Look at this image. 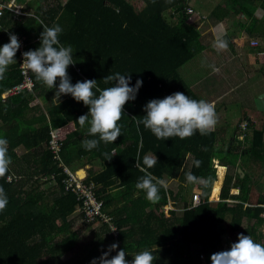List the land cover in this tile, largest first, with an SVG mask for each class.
Here are the masks:
<instances>
[{"label": "trees", "instance_id": "16d2710c", "mask_svg": "<svg viewBox=\"0 0 264 264\" xmlns=\"http://www.w3.org/2000/svg\"><path fill=\"white\" fill-rule=\"evenodd\" d=\"M142 2L137 6L131 0H30L25 4L28 15L15 17L10 10H4L0 46L9 42L11 33L22 40L24 52L35 50L40 46L43 26L58 24L62 28L61 44L73 50L75 64L68 68L71 83L95 79L103 89L114 84H105L103 78L115 73L130 74V86H135L137 80L143 83L136 99L124 107L125 114L119 122L121 136L114 143L100 141L96 148L87 150L82 141L99 137L89 134V123L81 127L77 119L89 109L71 95L55 96L58 80L55 88L49 89L28 70L32 91L2 98L20 82L17 51L16 63L0 80V138L8 140L12 160L8 174L0 178L8 198L5 210L0 212V264H91L108 251L105 247L112 240L118 242V248L110 252L109 258L125 249L129 264L135 254L145 249L153 252L155 264H196L193 246L199 247L196 255L203 254L209 262L212 254L223 251L227 239L237 242L241 233L264 244V233L256 231L264 191L257 192L256 182L245 172L251 161L264 167V128H256L246 118L247 127L241 131L243 116L229 134L215 129L208 135L196 132L185 139L162 140L142 123L137 124L146 115L144 106L152 99L178 91L192 99H202L193 92L185 79L189 73L186 76L184 70L205 50L199 31L186 23V0ZM211 2L209 13L213 19H224L234 11L242 17L238 22L240 31L262 40L255 39L256 46L247 42V46L254 47L251 50L258 56L256 61L264 66V16L259 18L264 14V0ZM200 72L196 70L194 78L198 79ZM248 73L242 72L245 76ZM259 74L263 75L264 70L260 69ZM254 98L256 105L264 100ZM36 99L40 105L31 107ZM50 140L59 144L58 158ZM15 149H22L21 155ZM147 155L156 160L149 172L178 183L175 194L161 187L156 203L136 188L144 175L140 167H144ZM197 160L201 162L199 167L194 163ZM214 160L218 170L213 168ZM86 164L99 167L97 171L89 169L82 181L93 187L101 205L100 214L91 222L82 210L83 200L70 189L65 190L68 175L63 170L75 172ZM224 167L233 174L224 175L218 201H209L215 171ZM189 172L201 182H187ZM222 174L219 172L213 188L220 186ZM232 189L239 193L233 195ZM192 194L199 195L195 208H191ZM217 195L215 192L214 199ZM168 197L182 203L180 216L173 211L164 214ZM74 214L82 221L78 225L69 220ZM245 219L248 224L243 227ZM110 224L119 231L118 237L111 234ZM86 226H94L95 233L89 243L83 244L80 237Z\"/></svg>", "mask_w": 264, "mask_h": 264}, {"label": "clouds", "instance_id": "9594fccd", "mask_svg": "<svg viewBox=\"0 0 264 264\" xmlns=\"http://www.w3.org/2000/svg\"><path fill=\"white\" fill-rule=\"evenodd\" d=\"M61 32L62 28L58 24L52 27L43 26L40 46L23 53L22 66L31 71L36 80L49 89L55 88L58 80L59 86L55 95L58 98L61 94L71 95L74 100L82 101L88 107V113L79 116L77 122L81 127L86 122L89 123V134L98 136L99 139L82 141L85 149L96 148L100 141L114 143L121 136L119 122L125 114L124 107L126 103L136 99L143 82L137 80L135 86H130V74L115 73L103 78L105 84L114 82L113 86L103 89L98 87L95 79L71 83L68 68L75 64L73 50L71 46L66 47L61 44L59 39ZM20 46L18 36L11 33L9 42L0 46V80L4 79L8 67L16 63L15 57ZM213 47L217 51H226L228 41L223 36H217ZM209 67L213 72H219L215 65H209ZM144 111L146 115L142 120H137V124L142 123L157 139L162 140L174 137L185 139L196 132L200 135H208L214 131L218 123L214 103L203 99H192L179 91L162 99L150 100L144 106ZM11 163L8 140L0 138V178L6 177ZM194 163L199 167L201 162L197 160ZM143 164L144 167H140V171L144 175L139 178L136 188L144 191L150 202L156 203L160 199V188L167 189L168 185L148 171L156 164L155 159L146 157ZM186 179L193 184L201 182L200 178L190 172L186 174ZM7 204V194L3 186H0V212L5 210ZM117 248L118 245L113 243L108 251L104 252L98 260L94 258L91 264H129L125 249L119 250L115 256L109 258L110 252ZM155 261L153 252L145 249L133 256L131 264H155ZM211 262L212 264H264V244L256 242L250 235L241 233L238 235L237 242L232 243L229 249L212 254Z\"/></svg>", "mask_w": 264, "mask_h": 264}, {"label": "rangeland", "instance_id": "374dc122", "mask_svg": "<svg viewBox=\"0 0 264 264\" xmlns=\"http://www.w3.org/2000/svg\"><path fill=\"white\" fill-rule=\"evenodd\" d=\"M63 1L64 0H62V2ZM131 1L137 4V6H141V4L143 3L142 0H131ZM208 1L209 0H186L187 2L186 4H188V7H187L188 8L187 9L188 18L186 20V23L194 26L199 31L201 38H202V42L204 46L206 45V49L204 52H202L200 60L196 59L194 61H191L185 67L184 74L187 76V74L189 73V75L185 79L190 84L195 82L197 78L196 77L194 78L193 75L196 73V70H199L200 68L201 69L200 74L201 75L206 74V77H209L208 80L212 81L214 78H217L220 76V78L222 77L224 80L223 83L228 80L229 86L233 84H239L241 82H245V80H252L255 77L254 75H256L257 70L260 68V64L253 65L254 62L252 59L254 57L250 59L248 56L249 54H248V48H247L248 43L247 42L248 41L249 43L253 41L256 42V40H259V38L253 37L254 39H250L248 41L244 40L245 39L244 37L245 34L243 35L244 31H240V28L238 25V22L240 19H242V17L241 15L235 13L234 11H232V13L228 15L227 17H225L224 19H221V21L213 19V17H211L209 13L213 7V3L211 2V0H210V3ZM216 1H219V0H216ZM239 32L241 33L240 35H238ZM217 36H223V38H227L228 40L231 41L230 43L233 46L231 47L228 45V49L226 51H217L213 47L214 41ZM248 59H250L249 60L250 62H248ZM209 65H215V67L219 69V72H213L212 68L209 67ZM248 71L249 73L246 76L242 74V72H248ZM259 78L260 79L258 83L261 86L259 88H262L264 87V77H259ZM209 84L201 85V87L209 86ZM216 87H217L216 94L220 93L221 90H224V89L225 91H227L229 88L227 84H222V83L220 84V86L219 85L217 86L216 84ZM244 87H245V84L241 85L238 89L244 88ZM259 88H255V90H253L252 93L256 94ZM244 90L246 91V93L244 96L241 95L243 100H241L239 103L223 101V103L227 106L218 107V103H219L218 101L212 102L215 104V111L218 117V123L215 129L223 128L228 118H230V121L234 125H236L238 123V120L240 119L242 120L243 116H245V119L241 121L242 122L240 126L241 131H243L247 127L246 118L254 122L256 128L258 129L264 128V112H262L260 109L253 110L254 104L252 100L250 101L248 97L250 96L248 95L249 92L246 88H244ZM6 96L7 95L4 94L2 95V98ZM211 97H214V96H211ZM204 98L206 97L204 96ZM31 105H37V103L34 101L33 103H31ZM260 107H264V100H262V102L260 103ZM231 128L232 126L229 127V130ZM241 138H243L242 135H241ZM15 151L18 152L17 153L18 155L19 153L21 155V151L23 150L18 149L17 151L15 149ZM147 157H150V156H147ZM214 164H216V161H214ZM217 167L215 166V169L218 170ZM89 169L98 170V167L93 166L91 168V166L85 165L84 166L85 177L80 178L76 175L80 179H78L75 176V172H71V171L70 172L72 173L71 175L75 177L77 182H80L86 178V176L88 175ZM228 170L230 174H233V171H231L229 168ZM219 172L223 173L222 174L223 177L221 179V181H223L224 175L227 174L228 172L225 173L224 168L222 170H219L218 172L215 171L216 180L218 179ZM245 172L249 173L252 181H257L256 183L257 185L255 184L256 191L259 193L263 192L264 191V167L262 166V163L260 162L254 163L252 166H250V168H245ZM221 186H222V183L220 184L219 187H216V188L211 187V190L212 188L213 190L210 196V200L216 201L217 197L216 199H214V193L215 192L218 193L219 188L221 189ZM81 189L86 191L83 185H81ZM233 192H234V189L230 191V193H233ZM235 192H239L238 189ZM84 193L85 195L88 194L86 192ZM166 208H167V211L163 209L164 214L170 211H173L175 213L180 212L183 209L182 205H177V204L173 205L172 203H170ZM148 210H149L148 207L145 208V212H147ZM80 212L81 210H78L77 214H79ZM77 214H74L73 216L69 217V220L74 221L75 225H78L79 223L82 222L80 217ZM242 226L243 227L247 226V223L244 220H243ZM93 229L94 228L86 227V229L83 231L80 237V240L83 242V244H87L92 240ZM259 230L260 229H258V231ZM113 243H116L118 245V242L116 240H112L109 243L108 247H105V249L109 248ZM194 250H196V248H194ZM116 251L117 249L114 250L113 252H116ZM70 257L71 255L69 256V258Z\"/></svg>", "mask_w": 264, "mask_h": 264}, {"label": "crops", "instance_id": "0c3cea01", "mask_svg": "<svg viewBox=\"0 0 264 264\" xmlns=\"http://www.w3.org/2000/svg\"><path fill=\"white\" fill-rule=\"evenodd\" d=\"M1 1V0H0ZM9 1H11V0H7V1H5V2H9ZM20 1V2H19ZM28 1H30V0H14V3L16 4V5H21V7H22V12H29V10H27L26 8H25V4L28 2ZM210 3V2H209ZM31 12V11H30ZM231 13H232V11H231ZM28 14H30V13H28ZM264 16V14L263 13H261L260 15H259V18H262ZM219 21H221V20H219ZM218 22V21H217ZM241 33L239 32L238 33V35H240ZM245 34V35H244ZM243 35H244V37H245V41H248V40H250V39H254L253 37H248L247 35H246V33H243ZM260 41H262L261 39H259ZM249 42V41H248ZM250 44V43H249ZM247 48H248V56H249V58L251 59L252 57H254L252 60H253V65H258V64H260V63H258L257 61H256V58H257V54H254V51H252L251 49L252 48H254V47H249V46H247ZM205 49H206V45H205ZM205 51V50H204ZM203 51V52H204ZM262 54H263V56H264V47L262 48ZM200 59H201V55H200V57H199ZM200 59H198V60H200ZM250 59H248V62H250L249 60ZM264 70V67L263 66H261L260 65V68L257 70V72H256V75H254L255 77L252 79V80H245V82H241V83H239V84H233V85H231V86H229V82H228V80L227 81H225L224 83H223V78L221 77L220 78V76L219 77H217V78H214L212 81H210V80H208L209 79V77H206V74H203V75H200L199 77H198V79L195 81V82H193L192 84H191V88H192V90H193V92L195 93V94H197V95H199L198 97H200V98H202L203 100H206V101H209V102H216V101H218L219 103H218V107H224V106H227V105H225L224 103H223V101H229V102H234V103H239L241 100H243V98H242V96L241 95H245V93H246V91L244 90V88H246L247 90H248V92H249V94L248 95H250V96H248L249 97V99H250V101L252 100V97H255L254 99H262V98H264V87H262V88H259V87H261L260 86V84L258 83V81H259V77H264V74L263 75H260L259 74V70ZM199 70H201L200 68H199ZM238 74V73H237ZM246 79V78H245ZM210 83V84H209ZM227 84V86L229 87L228 88V90L227 91H225V89L224 90H221V92L220 93H218V94H216V91H217V87H216V84H217V86L219 85L220 86V84ZM207 84H209V86H206V87H201V85H207ZM243 84H245V87L244 88H240V89H238L241 85H243ZM255 88H259L258 90H257V93L256 94H253L252 93V91L253 90H255ZM224 91H225V93H224ZM250 93H252V94H250ZM5 94V93H4ZM3 94V95H4ZM204 96L206 97V98H204ZM211 96H214V97H211ZM262 97V98H261ZM3 98H5V97H3ZM37 104H39L40 105V103L41 102H39V100L38 99H36V100H34ZM33 101V102H34ZM32 102V103H33ZM253 102V101H252ZM256 103H257V101H255L253 104H254V108H253V110L254 109H260L262 112H264V107H260V105H256ZM30 106L32 107L33 105H31L30 104ZM260 107V108H259ZM232 125H234L231 121H230V118H228V120H227V122H225V124H224V127L223 128H219V129H216V130H218L219 132L220 131H224L225 130V134H229V127L230 126H232ZM215 130V129H214ZM147 156H150V158H152V156L151 155H147ZM146 156V157H147ZM215 161V160H214ZM214 161H213V168L215 169V166L217 167V161H216V164H214ZM254 163H256L255 161H251V162H249V164L250 165H248V166H252ZM87 165V164H86ZM98 167V166H97ZM222 167V166H221ZM98 169H99V167H98ZM79 170H82V171H84V167L83 168H79V169H77L76 171H75V173H76V175H77V173H78V171ZM224 170H225V173H227L229 170H228V168L227 167H224ZM95 171H97V169L95 170ZM78 176V175H77ZM78 177H80V176H78ZM84 177H85V174H84ZM83 177V178H84ZM223 177V176H222ZM81 178V177H80ZM216 178H217V176H216ZM162 180H164L165 181V183L168 185V187H167V189L166 190H169L170 192H172L173 194H175L176 192H177V190H178V187H177V181L176 180H174V179H172V178H170V177H168V176H165ZM215 181H216V179H215ZM214 181V182H215ZM223 181H221V183H222ZM256 183H257V181H255ZM214 184V183H213ZM257 185V184H256ZM213 187V186H212ZM216 188V187H215ZM212 190H213V188H212ZM212 190L210 191V195H209V197H208V200L209 201H213V202H215L214 200H210V196H211V193H212ZM235 191H237V189H234V192L232 193L233 195H237L239 192H235ZM239 191V190H238ZM219 192H220V188H219ZM219 192H218V195H217V199H216V201H218V198H219ZM172 199L170 198V197H168V201H167V205L165 206V207H167L170 203H172L173 205H182V203H180V202H176V203H174L173 201H171ZM182 207H183V205H182ZM183 211H180V212H176V214L178 215V216H180L181 215V213H182ZM260 217H261V222H260V224L257 226V234H259V233H264V206L262 207V212H261V215H260ZM247 224H248V220L246 221V219L244 220ZM254 222H255V220L253 219V220H251V224L253 225L254 224ZM86 227H88V226H86ZM86 227L82 230V233H83V231L86 229ZM88 228H94L93 229V231H92V238H93V236H94V233H95V227L94 226H92V227H88ZM126 229H128V227L126 228ZM258 229H260L259 231H258ZM131 240H133V239H131ZM259 242V241H258ZM231 243H232V239H230L229 238V240H228V244H225V243H223V245H222V248H223V250H227V249H229L230 248V246H231ZM259 243H261V242H259ZM194 248H196V250H194ZM197 251H199V247L198 246H193L192 247V252L194 253V256H196V264H200V256L201 257H203L204 259H205V256L203 255V254H201V253H197V255H196V252ZM205 261H206V259H205ZM209 262H211V260L209 261Z\"/></svg>", "mask_w": 264, "mask_h": 264}, {"label": "built area", "instance_id": "2783aa9c", "mask_svg": "<svg viewBox=\"0 0 264 264\" xmlns=\"http://www.w3.org/2000/svg\"><path fill=\"white\" fill-rule=\"evenodd\" d=\"M5 9L10 10L15 15V17L22 16V15H28V13L22 12L21 5H16L14 3V0H11V1L6 2V3H0V20H1L2 16L4 15ZM18 39H19V42L21 45L19 50H18V58H17L20 82L15 87H13L11 90L6 92L5 95H14V94H18L22 91L31 92L32 88H33L32 82H31L29 75H28V70L22 66L24 44L19 37H18ZM250 45L256 46L257 42H255V41L250 42ZM49 144H50V147H51L53 153L56 155L55 158H58V152L60 149L58 142L56 140H50ZM63 170L68 175V178L65 180V190L67 191L70 189L72 192H74V194H77L78 197L83 200L82 210L85 213V216L88 219V221H90V222L93 221L94 217L96 215L100 214V212H101V205H100V203L97 202V200H96V198L92 192L93 187L92 186H85L82 183V181L77 182L75 177L73 175H71L72 173L67 168L63 167ZM81 185H83L85 187L86 191L81 189ZM84 192H86L88 194L85 195ZM191 197H192L190 200L191 201V208H195L199 205V195L198 194H192ZM164 209L167 211L166 207H164ZM183 210H184V208L182 209V211ZM109 228L111 229V233L113 234V237L114 238L118 237L119 231L117 230V228L114 227L112 224H110ZM113 229H115L116 231H112ZM199 258H200L199 259L200 264H212V262H209V263L206 262L205 259L201 256Z\"/></svg>", "mask_w": 264, "mask_h": 264}, {"label": "bare ground", "instance_id": "6f19581e", "mask_svg": "<svg viewBox=\"0 0 264 264\" xmlns=\"http://www.w3.org/2000/svg\"><path fill=\"white\" fill-rule=\"evenodd\" d=\"M84 174H85V171H82V170H79L78 173H77V175L80 176L81 178L84 177ZM75 176H76V173H75ZM76 177H77V176H76ZM77 178H78V177H77ZM78 179H80V178H78Z\"/></svg>", "mask_w": 264, "mask_h": 264}, {"label": "water", "instance_id": "95a60500", "mask_svg": "<svg viewBox=\"0 0 264 264\" xmlns=\"http://www.w3.org/2000/svg\"><path fill=\"white\" fill-rule=\"evenodd\" d=\"M237 171H238V173H241V169H237ZM243 175L241 174V177H242Z\"/></svg>", "mask_w": 264, "mask_h": 264}]
</instances>
